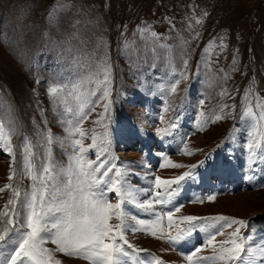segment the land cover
Wrapping results in <instances>:
<instances>
[{"label":"rangeland","instance_id":"rangeland-1","mask_svg":"<svg viewBox=\"0 0 264 264\" xmlns=\"http://www.w3.org/2000/svg\"><path fill=\"white\" fill-rule=\"evenodd\" d=\"M102 61L110 69V84L88 85L87 91L97 95L88 96L94 103L87 104V118L80 125L87 132L85 156L95 161L100 153L104 167L117 173L108 174L110 182L123 178L118 174L122 172L125 179L119 180L128 186L137 187L136 175L151 181L148 188L153 190L150 175L175 180L181 172L187 188L190 182L197 193L190 199L194 204L184 202V180L152 211L129 206L135 212L123 204L131 226L143 228L136 225L137 217L154 221L159 215L157 227L163 233L127 231L125 238L140 251L124 246L129 256L121 259L128 264H189L184 257L196 247L202 248L197 256H212L213 247L190 246L189 240L204 234L205 244L207 233L224 223L213 218L227 217L245 226L225 227L216 241L229 239L238 226L239 235L247 238L243 261L232 264H264L259 252L264 219H250L264 215V0H0V127L10 136L13 162L19 160L17 171L0 139V189L11 184L20 190L17 203L7 210L12 190L0 192V213L7 211L0 216V235L5 237L0 241V264H10L17 233L23 231L7 221L24 222L20 201L34 184L25 174V144L31 145V164L37 171L49 159L58 167L67 166L72 152L67 129L80 117L75 111L78 101L65 92L54 97L49 90L74 91L76 86V92L86 93L79 87L81 79ZM49 132L54 138L50 144L45 138ZM132 136H140L145 146L140 142L135 149L122 143ZM150 156L157 159L155 166ZM110 192L106 198L117 203ZM176 207L181 211L175 212ZM168 211H173L171 227L164 215ZM184 216L199 218L189 235L175 244L159 238L168 231L176 235L183 225L188 228L189 223L180 220ZM110 223L119 221L113 217ZM45 247L53 249L60 264H89L55 252L50 241Z\"/></svg>","mask_w":264,"mask_h":264},{"label":"snow or ice","instance_id":"snow-or-ice-1","mask_svg":"<svg viewBox=\"0 0 264 264\" xmlns=\"http://www.w3.org/2000/svg\"><path fill=\"white\" fill-rule=\"evenodd\" d=\"M101 75L103 76L102 80L100 79ZM92 83L97 86L110 84V69L106 61L98 64L94 72L82 77L79 87L86 90V93L85 91L76 92V86H73L74 91H66L64 88L57 87L49 90L54 97L61 92H65L66 96L74 97L78 101L75 111L80 113V117L75 123L69 122L71 127L67 129L72 147L67 166L58 167L54 161L49 159L37 171L35 165L31 164L33 155L31 145L30 143L25 144V174L31 177L34 184L31 191L25 193L24 200L20 201L25 209L24 222L20 224L13 218H9L7 221L9 226L16 227L18 225L23 229L17 233L18 242L10 257V264H60V261L54 258L53 249L45 247L49 241L56 245L55 252L87 260L89 264H128L127 260L121 259V257L129 256V251L124 246L133 251L140 250L134 249L125 238L127 231L149 230L153 236H157L158 231L163 233V230L157 227L161 222L159 215L152 222L137 219L136 224L142 225L143 228L129 226L126 223V214L122 210V205L128 200L135 199V190L125 187L124 182L120 180L110 182L106 179L112 169L104 167L105 161L99 159L100 153L96 154L97 160L95 161L85 156L87 150L83 146V138L87 136V132L80 125L87 118L85 111L87 104L94 103V101L88 100V96L97 95V91H87L88 85ZM107 95L108 92L105 90L103 96L106 98ZM108 107V104L104 105L105 111ZM66 110L74 111L71 108ZM220 118L216 117V119ZM76 136H79L80 139H72ZM45 138L49 144L54 139L50 132L45 134ZM0 139L4 141L9 155H13L10 136L2 127H0ZM92 139L95 141V137ZM173 167H182V165H173ZM14 175L15 169H12L8 179L11 181ZM186 175H190V173ZM183 179L184 176L177 177L175 180L155 177L154 187L158 191L154 201L145 200L139 204V207L145 211H152L154 204L163 203L160 199L161 194H171L172 186ZM5 189H11L13 194V198L9 199L5 205V210H7L9 206L17 203L20 190L8 184L0 189V192ZM108 191L118 197L117 203L109 202L105 195ZM208 199L212 201L215 197L209 196ZM174 211L180 212L181 209L176 207ZM2 215H7V211L0 213V216ZM13 215H16L15 209H13ZM164 215L167 216L171 227L174 223L173 211H168ZM113 217L119 223L111 224L110 221ZM197 219L199 218L195 216L181 217L180 220L188 222L189 227L179 230L176 235H167V242L175 244L184 239L194 229L192 222ZM213 219L224 221L220 228H216L209 234L203 245V247H213L214 255L197 256L202 248L196 247L184 259L189 264H207L209 261H215L218 264H232L233 261H243L244 255L247 254L245 249L247 238L239 235V228L235 232L229 233V239L216 241V236L224 235L225 227L230 228L233 224L245 226V222L227 217ZM9 230V228H5V233ZM4 238V235H0V241H3ZM159 238L164 239L165 237L161 234ZM216 244L219 245L218 249ZM226 245L231 246L226 247ZM259 252L260 259L264 262V246H261ZM194 257H196L195 260Z\"/></svg>","mask_w":264,"mask_h":264},{"label":"bare ground","instance_id":"bare-ground-1","mask_svg":"<svg viewBox=\"0 0 264 264\" xmlns=\"http://www.w3.org/2000/svg\"><path fill=\"white\" fill-rule=\"evenodd\" d=\"M170 132V131H169ZM168 133V132H167ZM167 133L165 134V136L163 137L164 138V141L166 142V145L169 143V139H170V137H168V135H167ZM123 142L122 143H124V144H128L127 143V141L126 140H122ZM157 149H159V150H163V148L161 147H159V148H157ZM164 149H166V148H164ZM174 153V152H173ZM174 155H175V153H174ZM139 174H145V173H139ZM148 175H150V174H148ZM150 176H152L153 177V179H154V176L153 175H150ZM135 177L138 179V181L140 182L139 184H140V186H133L132 184H131V186H128V184H127V182H124V184H125V187H127V188H130V187H132L134 190H135V199H131V203H132V201H135L137 204H134V203H132L133 205H136V206H139V204L140 203H143L145 200H148L149 198H154L155 197V195H156V192L158 191V190H156V189H154V190H151V189H149L148 188V186H149V182H151V181H148V180H146L145 178H143V177H141V176H136L135 175ZM153 182V181H152ZM175 185V184H174ZM188 185H189V188H187V185H186V183L184 184V186H183V188H182V191L184 190V202H186V203H191V201L192 200H190L192 197H195L196 196V194L197 193H195V190L193 189V188H191V184H190V182H188ZM204 186V185H203ZM198 187V186H197ZM195 188H196V185H195ZM200 188V187H199ZM137 193H139L140 195L139 196H136L137 195ZM146 193H148V197L147 198H144V196H145V194ZM199 193V192H198ZM163 195H164V193H162L161 194V196H160V199L163 197ZM227 200V199H226ZM203 208V207H202ZM198 235V234H197ZM196 236V235H195ZM204 238V239H203ZM202 241H205V236H204V234H202V235H198V236H196V237H193L192 238V240H191V244L192 245H196V244H201L202 243Z\"/></svg>","mask_w":264,"mask_h":264},{"label":"trees","instance_id":"trees-1","mask_svg":"<svg viewBox=\"0 0 264 264\" xmlns=\"http://www.w3.org/2000/svg\"><path fill=\"white\" fill-rule=\"evenodd\" d=\"M257 218H259V219H264V215L263 216H259V217H257V216H252L250 219H257Z\"/></svg>","mask_w":264,"mask_h":264}]
</instances>
